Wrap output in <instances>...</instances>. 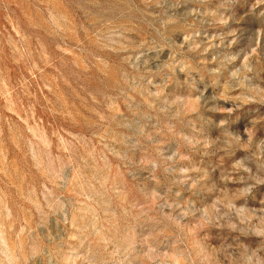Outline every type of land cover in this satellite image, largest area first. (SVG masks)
Returning a JSON list of instances; mask_svg holds the SVG:
<instances>
[{"label": "rangeland", "instance_id": "obj_1", "mask_svg": "<svg viewBox=\"0 0 264 264\" xmlns=\"http://www.w3.org/2000/svg\"><path fill=\"white\" fill-rule=\"evenodd\" d=\"M0 264H264V0H0Z\"/></svg>", "mask_w": 264, "mask_h": 264}]
</instances>
